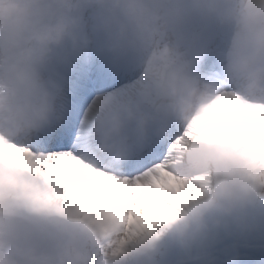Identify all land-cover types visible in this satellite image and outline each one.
Returning <instances> with one entry per match:
<instances>
[{
    "label": "clouds",
    "instance_id": "obj_1",
    "mask_svg": "<svg viewBox=\"0 0 264 264\" xmlns=\"http://www.w3.org/2000/svg\"><path fill=\"white\" fill-rule=\"evenodd\" d=\"M99 9L103 51L114 69L137 75L122 95L102 97L87 111L80 133L81 155L119 169L139 142L154 131L165 138L168 122L187 126L222 91L264 103V0H92ZM85 0H0V137L29 143L65 117L66 97L52 70L75 57L94 63V38L85 32ZM190 13L233 24L234 40L218 75L201 70L204 52L193 53L177 38ZM175 171L205 175L201 195L184 204L161 226L190 246L207 228L212 213H230L238 193L248 192L259 173L243 148L223 141L192 142L173 157ZM63 233L56 258L0 239V264H91L101 246L118 249L107 264H123L150 247L155 234L123 236L118 221L85 214L58 202L32 211ZM7 214V211L4 212ZM111 242V243H110Z\"/></svg>",
    "mask_w": 264,
    "mask_h": 264
},
{
    "label": "snow or ice",
    "instance_id": "obj_2",
    "mask_svg": "<svg viewBox=\"0 0 264 264\" xmlns=\"http://www.w3.org/2000/svg\"><path fill=\"white\" fill-rule=\"evenodd\" d=\"M54 72L66 97L62 122L27 144L0 137V213L25 207L36 211L63 202L85 214L118 221L124 233L115 241L118 245L132 236L155 234L184 204L201 195L198 183L208 179L182 176L173 168V157L192 142L223 141L243 148L264 184V103L226 88L187 126L168 122L167 138L154 131L140 141L117 170L85 159L79 150L80 133L87 111L97 109L102 97L124 94L136 71L67 64ZM107 247L92 254L91 264H107L108 257L117 254L118 249L109 252Z\"/></svg>",
    "mask_w": 264,
    "mask_h": 264
},
{
    "label": "rangeland",
    "instance_id": "obj_3",
    "mask_svg": "<svg viewBox=\"0 0 264 264\" xmlns=\"http://www.w3.org/2000/svg\"><path fill=\"white\" fill-rule=\"evenodd\" d=\"M240 200H243L244 202L240 203V207H242V217L245 218L246 222H247V229L242 231V233L238 234V238L237 239H233V236L231 237L229 234H227L225 237L227 238H232L233 241L231 242L232 244H245V243H259L261 240L264 239V217H254L252 216L250 213L252 212V208L249 205V201H248V197L246 192L242 191V195L240 196V198H238ZM19 210V209H18ZM16 210V211H18ZM232 222V225H236V220L234 219V217L231 216V214L229 213H225V218H227ZM158 232H159V236H162V234L164 236H170L166 233L167 229L164 226H159L157 228ZM223 232H225L224 230H222ZM171 233V232H170ZM227 240L225 239H220V237H214L213 239H211L209 241V243H207V246H211L212 249H222L223 247H225L227 245ZM183 250L186 251V247L183 246ZM174 258H178V253H176L174 255ZM173 259H170L168 261V264H177L178 262L180 264H195V262H193L194 260L192 259H180L178 262H175Z\"/></svg>",
    "mask_w": 264,
    "mask_h": 264
},
{
    "label": "bare ground",
    "instance_id": "obj_4",
    "mask_svg": "<svg viewBox=\"0 0 264 264\" xmlns=\"http://www.w3.org/2000/svg\"><path fill=\"white\" fill-rule=\"evenodd\" d=\"M90 10H91V13H92V18L89 19V23H88L90 31L87 30L86 33L91 35V36H93V38H94V46H96L101 41L100 33H99L98 29H97V26L99 25V22H100L99 21V14L100 13H99V9H98L97 6L94 7V8H91ZM65 64H71V61L67 62V63H64V65ZM26 209L30 213H32L31 210H29L28 208H26ZM162 246L166 247V251H165L166 256H170L173 249H179L180 248V244L177 241L165 242L164 244H162ZM171 246H173V248ZM159 249H160V247H157V250H159ZM151 254L152 253H150V252H148L146 250L145 252H143L141 254L134 255V256L138 257V258H141V257H145V256H150Z\"/></svg>",
    "mask_w": 264,
    "mask_h": 264
}]
</instances>
